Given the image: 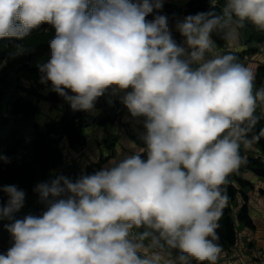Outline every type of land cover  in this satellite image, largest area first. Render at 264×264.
Listing matches in <instances>:
<instances>
[{
    "label": "clouds",
    "instance_id": "obj_1",
    "mask_svg": "<svg viewBox=\"0 0 264 264\" xmlns=\"http://www.w3.org/2000/svg\"><path fill=\"white\" fill-rule=\"evenodd\" d=\"M209 2L176 20L177 43L164 0H0V39L53 30L39 82L73 111L97 115L99 98L118 99L143 144L129 140L91 174L37 183L39 215L16 219L27 194L0 185L10 237L0 264H217L223 186L246 162L241 144L258 139L248 134L264 85L254 91V73L213 35L235 46L248 23L264 32V0H225L219 12Z\"/></svg>",
    "mask_w": 264,
    "mask_h": 264
},
{
    "label": "trees",
    "instance_id": "obj_2",
    "mask_svg": "<svg viewBox=\"0 0 264 264\" xmlns=\"http://www.w3.org/2000/svg\"><path fill=\"white\" fill-rule=\"evenodd\" d=\"M213 2H216V10L219 12L225 0H213ZM210 9L211 5L209 0H189L185 5V11L183 13L184 16L194 15L198 12L209 11ZM177 13V5L173 3H164L163 8L159 12V14L169 17L170 25L175 24ZM148 19L151 20L152 16L150 15ZM48 28L49 36L52 37L54 33L48 24L41 25L37 29V35H40V32L42 33V31ZM240 30L246 36L248 43L253 44L254 47H258L264 43V32L258 31L250 23L246 24ZM44 33L46 32H43L42 36H44ZM36 38L38 37L34 35L29 44H27L29 41H27V37L22 41L16 40L15 38L0 39V66L4 61L7 63V66L4 67V74L2 73L0 75V153H3L11 160L10 163L6 164L0 162V185L15 184L21 188L22 185L26 186L38 178L46 180L51 175L54 167L61 166L64 163L65 143L72 148L85 149L87 147V139L84 131L88 126V121L86 119V112L84 111H73L71 106H68L59 112L61 116L57 122H48L45 127L34 123L31 135L25 133V126L38 113V107L31 99L17 97L12 101L10 106V115L3 113L4 89L2 88V84L7 72L8 75L12 74V70L16 69L19 64L16 74L26 72L37 78L40 77L38 68L31 63V60L35 59L43 50L40 47L31 49V45ZM213 39L216 41L217 46H224L225 41L221 40L215 34L213 35ZM17 45H22L23 48L31 46V50H26L24 53L19 54L21 55L20 58L23 59L10 60L12 59L11 56L14 51L18 53ZM44 50L46 53L49 52L46 49ZM256 84L259 88L264 85V67L259 70L256 76ZM46 87L49 89L50 84ZM33 94L39 97L38 93ZM48 98L52 103H56L59 100V96L51 91ZM256 112L255 115L259 119L248 136L250 139L252 137H258L253 143L260 149L261 159L255 156L246 157L245 152L240 149L241 155L246 158V162L240 166L238 174L231 173L229 175L227 184L223 186L227 191L229 199L227 205L222 210V215L218 220V228L216 229L219 236L218 243L222 248L234 246L238 242L237 221L248 227H253L247 206H244L238 216L235 217L232 205H234L238 195L240 193L244 194L245 188L250 187L249 182L239 176L240 173L248 170L253 172L257 177L264 179V160L262 159L264 157V115L261 113L264 112V107H258ZM104 115L102 122H110L111 119L108 115ZM137 142L143 146L142 142L138 139ZM28 170H31L30 173ZM68 173L69 175H67ZM63 175L68 177L72 176L73 180L76 179V176H79L77 173L72 174L69 171L63 173ZM7 199V195L0 192V204H6ZM25 201L26 203H31V200L27 197ZM28 212L29 207L24 205L19 212L15 213V218L23 219L28 215ZM6 223H9V221L5 220L0 222V252L6 251L9 247V233L3 227ZM175 254L173 252V256Z\"/></svg>",
    "mask_w": 264,
    "mask_h": 264
},
{
    "label": "crops",
    "instance_id": "obj_3",
    "mask_svg": "<svg viewBox=\"0 0 264 264\" xmlns=\"http://www.w3.org/2000/svg\"><path fill=\"white\" fill-rule=\"evenodd\" d=\"M188 1L189 0H166L164 3H173L177 6H183L186 5ZM239 32L238 43L235 46H229L225 42L224 46H218V49L224 53L231 52L238 58L240 63L244 64L254 73L255 91V89L259 88L256 84V76L259 70L264 67V53H262L264 52V46L260 48L259 46L254 47L253 44L248 43L246 36L243 35L241 30H239ZM173 33H175L174 25ZM108 99L109 97H107V100ZM112 99L113 104L110 105L108 103V105L111 107L110 114L114 117L113 122H102L105 113L104 110L99 107H96L97 115H92L86 112L88 126L84 131L87 139V147L85 148L87 151L85 152L86 155L84 157V159L87 160V163H85V165L90 163L88 160L91 155L97 159L96 163L91 164H100L101 167L104 166L109 160L116 156V153L119 150L125 147L129 140H134L138 146L143 147L137 142L138 138L134 127L130 123L125 122L127 110L119 103L118 99ZM41 119H43V117H41ZM109 140L111 144L115 145V147L111 151L107 150V152H105L103 150L100 152L102 149L100 144H104ZM96 149L100 152L98 157L97 155H94V150ZM125 151H127V149H125ZM243 151L245 152L246 157H253V155L258 159L261 157V151L254 143L250 148ZM262 159L264 160V157ZM91 167L97 170L100 169L99 167ZM239 176L249 182L250 191L238 195L234 205H232L233 212L235 217H237L243 207L247 206L253 227L251 228L243 223L236 222L238 242L234 246H226L222 248L223 252L217 261V264H248L252 261H256L264 252V179L257 177L253 172L248 170L243 171Z\"/></svg>",
    "mask_w": 264,
    "mask_h": 264
},
{
    "label": "rangeland",
    "instance_id": "obj_4",
    "mask_svg": "<svg viewBox=\"0 0 264 264\" xmlns=\"http://www.w3.org/2000/svg\"><path fill=\"white\" fill-rule=\"evenodd\" d=\"M164 2H166V0H164ZM183 6H185V5H183ZM177 8H178V10H180L183 7L177 6ZM48 31H49V28L45 29V31H42V33L40 32V35H37V30L36 31L34 30L31 33V35H29V37H27V41L29 40L27 42V44H29L32 41V38L34 35L38 37V38H36L34 43H32V45H31L32 47L30 46L31 49H34L36 47L37 48L40 47L41 49H43L42 52H40L39 55L35 59L31 60V63L33 65H37V63H44L50 58L49 52L46 53L44 50V49H46V51H49V48L46 47V46H48L47 45L48 40L51 38L49 36L50 34L48 33ZM43 32H46V33H44V36H42ZM42 43H44V45H42ZM262 46H264V43L260 44L259 48ZM26 47H24V48H26ZM30 47L26 48L25 50L30 51L31 50ZM262 53H264V52H262ZM20 57H21V55L17 54L16 51H14L13 55L11 56L12 59H10V60L15 61L16 59H18V60L23 59ZM6 64H7L6 61H4L1 64L0 75L2 73L4 74L3 71H4V67L7 66ZM18 67H19V64L17 65L16 69L12 70L13 73L15 72V74L12 73V74L8 75V72H7L3 78V84H2V88L4 89V92H3V96H4L3 113L5 115H7V114L10 115V106L12 104V101L15 98L24 97L27 99H31L38 107V113H37L36 117H34V119H32L30 122H28L25 126V133L27 135H31L32 131H33V124L34 123L39 124L42 127H45V125L48 122H57L61 116L59 112L63 111V109H60V108L54 106L55 104L53 105V103L48 98L50 91L48 89H46L47 87L45 85H42L39 82V78H37L36 76H34L30 73H26V72L16 74V70ZM32 93H38L39 97H37L35 94L32 95ZM107 106H108V111H107L108 117L111 119V122H113L114 117L111 116V114H110L111 107L109 105H107ZM46 108H48V109H46ZM261 113L264 115V112H261ZM41 117H43V119H41ZM100 146H102V149L100 150V152L103 150L105 152H107V150L111 151L115 147L114 144H111L110 140L104 144L101 143ZM90 148H92V147H90ZM241 149L247 150V148H245L243 144H241ZM86 151L87 150H85L83 148H72L67 143H65L64 144V163L61 166L54 167V169L52 170L51 175L48 177V179L42 180L41 178H38L26 186L25 185L21 186V189L25 190V192L27 194L26 197L29 200H31V203H29V202L26 203V201H25V204H24L27 207H29L28 215L29 214L39 215L43 210V206L38 201V195L33 192V188L37 183L50 180L51 178H53V173L63 174L65 172L69 171L72 174L77 173V175H80L81 172L84 171L88 174H91L97 170L91 166H94L95 168L96 167L101 168L100 164L93 165V164L89 163V164L85 165V163H87V160L84 159V157L86 155L85 154ZM100 152L96 149V150H94V155H97V157H98ZM88 153H87V155H88ZM253 156H255V155H253ZM259 159H261V158H259ZM88 162H89V160H88ZM30 171L31 170H28L29 173H30ZM67 175H69V173ZM70 177L72 178V176H70ZM77 177L78 176H76V178Z\"/></svg>",
    "mask_w": 264,
    "mask_h": 264
},
{
    "label": "built area",
    "instance_id": "obj_5",
    "mask_svg": "<svg viewBox=\"0 0 264 264\" xmlns=\"http://www.w3.org/2000/svg\"><path fill=\"white\" fill-rule=\"evenodd\" d=\"M185 11V7L181 8L180 10H178V13L176 15V19H175V22L176 20L178 19H183L185 16H184V12ZM173 37L174 39L177 41V43H181L182 42V37L181 35L175 31V33H173ZM71 94V93H70ZM55 104V105H54ZM54 106L60 108V109H65L66 107L70 106L62 97L59 96V100L58 102L56 103H53ZM108 100H107V97H101L99 98V100L97 101L96 103V107H99L101 109L104 110V113L106 115H108ZM101 106V107H100ZM248 264H264V252L261 254L260 257H258V259L256 261H252Z\"/></svg>",
    "mask_w": 264,
    "mask_h": 264
},
{
    "label": "water",
    "instance_id": "obj_6",
    "mask_svg": "<svg viewBox=\"0 0 264 264\" xmlns=\"http://www.w3.org/2000/svg\"><path fill=\"white\" fill-rule=\"evenodd\" d=\"M261 158V157H260ZM234 174H238V170L233 172ZM250 191L249 187L248 188H245L244 192L245 193H248Z\"/></svg>",
    "mask_w": 264,
    "mask_h": 264
}]
</instances>
